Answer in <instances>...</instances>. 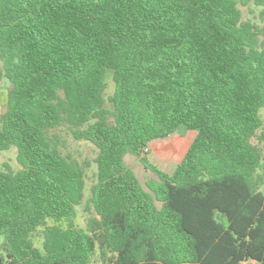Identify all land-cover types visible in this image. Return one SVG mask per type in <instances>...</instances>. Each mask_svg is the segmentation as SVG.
I'll list each match as a JSON object with an SVG mask.
<instances>
[{"label": "trees", "instance_id": "obj_1", "mask_svg": "<svg viewBox=\"0 0 264 264\" xmlns=\"http://www.w3.org/2000/svg\"><path fill=\"white\" fill-rule=\"evenodd\" d=\"M250 6L264 0H0V153L19 166L0 170V264H264V25L242 19ZM180 126L196 135L166 174L145 149ZM60 131L97 150L85 230L90 163ZM127 154L155 175L146 189Z\"/></svg>", "mask_w": 264, "mask_h": 264}, {"label": "rangeland", "instance_id": "obj_2", "mask_svg": "<svg viewBox=\"0 0 264 264\" xmlns=\"http://www.w3.org/2000/svg\"><path fill=\"white\" fill-rule=\"evenodd\" d=\"M242 12V19L249 20L259 26L264 25V19L260 17V13L264 11V8H258L255 6L250 7H240ZM3 63L0 61V68ZM107 90L106 98H108L113 92V83L110 76L107 78ZM11 88V84L7 80H3L0 83V113L6 110V99L7 93ZM260 117L264 125V107L260 112ZM62 142V149L64 154L69 155L71 158L77 160L80 163L89 162L90 167L86 170L85 176V190L84 199L80 206L76 207V218L74 219V224L81 228L86 229V221L88 219V214L84 211V203L89 195L90 187L96 182V172L97 168L93 160L96 157L97 150L93 145L84 141H74L67 131L58 132ZM196 133L194 131H188L184 127L180 126L175 131V133L164 139H158L152 141L147 149L146 157L149 162L155 166L157 169L161 170L166 174H172L177 165L181 162L186 151L191 145ZM256 143V141H253ZM125 165L128 169L132 170L139 180L140 184L146 189L145 183L151 178H156L154 174L147 171L142 166L138 158L127 154L124 158ZM9 171L16 172L19 169L16 163V149L10 148L8 151H3L0 153V170L7 169ZM40 243L36 242V246ZM5 240L4 237L0 236V254H4ZM92 264H101L96 255L93 258Z\"/></svg>", "mask_w": 264, "mask_h": 264}, {"label": "built area", "instance_id": "obj_3", "mask_svg": "<svg viewBox=\"0 0 264 264\" xmlns=\"http://www.w3.org/2000/svg\"><path fill=\"white\" fill-rule=\"evenodd\" d=\"M148 149H145V151H147Z\"/></svg>", "mask_w": 264, "mask_h": 264}]
</instances>
